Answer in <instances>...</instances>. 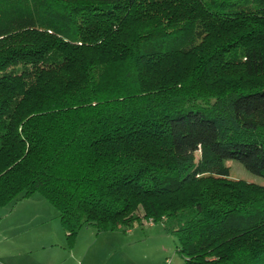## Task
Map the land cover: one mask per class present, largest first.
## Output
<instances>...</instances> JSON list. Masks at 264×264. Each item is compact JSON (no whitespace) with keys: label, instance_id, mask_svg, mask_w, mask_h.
Wrapping results in <instances>:
<instances>
[{"label":"trees","instance_id":"trees-1","mask_svg":"<svg viewBox=\"0 0 264 264\" xmlns=\"http://www.w3.org/2000/svg\"><path fill=\"white\" fill-rule=\"evenodd\" d=\"M225 160L264 178V0H0V206L264 264V185Z\"/></svg>","mask_w":264,"mask_h":264},{"label":"crops","instance_id":"crops-1","mask_svg":"<svg viewBox=\"0 0 264 264\" xmlns=\"http://www.w3.org/2000/svg\"><path fill=\"white\" fill-rule=\"evenodd\" d=\"M133 232V227L98 232L84 226L69 245L58 211L34 193L0 206V264H135L118 242Z\"/></svg>","mask_w":264,"mask_h":264},{"label":"rangeland","instance_id":"rangeland-1","mask_svg":"<svg viewBox=\"0 0 264 264\" xmlns=\"http://www.w3.org/2000/svg\"><path fill=\"white\" fill-rule=\"evenodd\" d=\"M194 157L197 158L198 153ZM224 164L229 168L228 179L264 185V178L250 173L238 161L225 160ZM207 176L217 177L211 173ZM132 227L134 232L123 240L119 236L118 242L119 245L121 242L123 244L120 251L133 256L135 264H162L166 258H170L174 264H186L185 259L175 249V236L165 230L163 222L149 224L143 220Z\"/></svg>","mask_w":264,"mask_h":264},{"label":"built area","instance_id":"built-area-1","mask_svg":"<svg viewBox=\"0 0 264 264\" xmlns=\"http://www.w3.org/2000/svg\"><path fill=\"white\" fill-rule=\"evenodd\" d=\"M149 224H152L153 222L151 220L147 221ZM162 264H174L170 258H166L165 261Z\"/></svg>","mask_w":264,"mask_h":264}]
</instances>
